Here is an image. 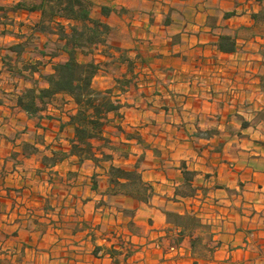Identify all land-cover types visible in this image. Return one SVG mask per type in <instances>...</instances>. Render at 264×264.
Instances as JSON below:
<instances>
[{"label":"crops","instance_id":"crops-1","mask_svg":"<svg viewBox=\"0 0 264 264\" xmlns=\"http://www.w3.org/2000/svg\"><path fill=\"white\" fill-rule=\"evenodd\" d=\"M88 1L0 0V264H264V0Z\"/></svg>","mask_w":264,"mask_h":264},{"label":"trees","instance_id":"trees-1","mask_svg":"<svg viewBox=\"0 0 264 264\" xmlns=\"http://www.w3.org/2000/svg\"><path fill=\"white\" fill-rule=\"evenodd\" d=\"M62 2H65L62 10L66 15L72 16L73 20L79 21L84 25H86V23H90L92 25L89 32L84 30L79 31L76 27L72 28L71 35L67 36L61 32L60 37L62 39H71V41H73L77 46L82 44L91 45L93 43L104 41L103 37L108 33V27L89 18L88 12L91 4L88 0H58V5L60 6V3ZM62 29L63 27L59 28L60 31ZM68 53L69 59L64 63L55 65V74L46 78L50 87L42 90L39 97L42 100L50 98L60 91H65L72 95L75 103L79 105L83 104L86 108L92 107L93 100L99 95V93L91 90L90 83L94 75L97 73L98 68L93 63L79 64L75 60V50H71ZM102 106L103 110L106 112L117 109V105L110 103H103ZM95 114L97 115V118L91 122V125L93 130L98 131L102 126V121L99 118L101 109L95 108ZM77 119L80 121V114L77 116ZM76 134L77 138L81 142H85V138H87V136L88 138L92 136L81 130H77ZM73 150H76V147H73Z\"/></svg>","mask_w":264,"mask_h":264},{"label":"built area","instance_id":"built-area-1","mask_svg":"<svg viewBox=\"0 0 264 264\" xmlns=\"http://www.w3.org/2000/svg\"><path fill=\"white\" fill-rule=\"evenodd\" d=\"M127 246V245H126ZM127 251H129L128 249H127Z\"/></svg>","mask_w":264,"mask_h":264}]
</instances>
